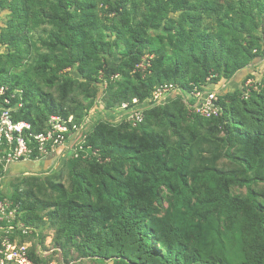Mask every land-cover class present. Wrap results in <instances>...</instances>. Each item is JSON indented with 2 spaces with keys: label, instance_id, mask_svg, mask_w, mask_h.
<instances>
[{
  "label": "trees",
  "instance_id": "obj_1",
  "mask_svg": "<svg viewBox=\"0 0 264 264\" xmlns=\"http://www.w3.org/2000/svg\"><path fill=\"white\" fill-rule=\"evenodd\" d=\"M41 1L51 10L44 14L53 24L51 51L33 67V71L43 76L47 84L53 85L58 80V72L72 67L77 68L81 79H64L60 85L61 95L58 102L51 95L41 93L51 116L64 119L73 117L74 123L77 124L83 123L85 115L91 110L100 94L107 97L108 108L117 103L132 102L133 99L144 102L151 97L154 89L162 84H178L183 91L190 92L193 85H203L208 80L211 85H216L223 76L231 80L238 69L247 70L249 66L255 69L264 61V41L260 40L257 44H253L254 35L251 34L249 27L246 28L244 22L242 27L246 31L245 34H250L251 40L238 45L241 50L239 53H236V48L233 46L238 40L234 38L230 40L227 35L217 34L218 41L215 35H211L214 36L211 38L218 42L216 45H212L211 41L205 38L202 40L197 37L201 31L203 15L221 13L210 0H114V2L101 0L108 6L105 20H109L108 15L115 14L114 19L111 20L112 27L107 29L103 26L102 16L96 12L97 0ZM248 1L250 10L264 12V0ZM23 2L26 11V0ZM1 5L3 0H0ZM143 6L145 11H141ZM241 6H245L244 1ZM170 13H180V16L178 19L169 18ZM152 15V23L157 22L159 27L164 22L166 29L170 31L169 44L172 47L190 45L191 48L199 46L198 48L202 49L203 53L200 57L206 68L203 76L196 71L188 77V70L182 71V67L185 66L183 61L176 63L173 70L174 64L169 63L165 50L149 39L126 43V48L118 53L119 59L113 67H108L105 61L101 62V58L113 57L112 52L107 51V47L110 46L106 41L107 30L114 34L117 33V26H121L123 32L140 31L149 26ZM138 17H141V20H136ZM175 35L178 41H174ZM157 41L164 45L163 37H157ZM218 45L226 46L231 52L230 57H235L234 62L227 61L222 76L217 68L218 65L216 68L212 65L217 55L214 49L219 47ZM115 47L117 48L118 44L115 43ZM146 55L152 57L151 67L148 69L150 73L143 77L136 72V66ZM52 64L56 65L54 69L56 73L49 77L51 73H48V70L53 69ZM3 71L0 69V75ZM101 73L104 75L100 79ZM113 76H118V79L111 80ZM138 85L144 88L142 92ZM0 86H8L11 91H23L21 100L23 106L19 109L21 117L16 121H28L34 125L33 121L26 119V100L32 88L31 82L25 79L14 84L12 79L6 78V81L0 82ZM19 101L20 98L16 97L13 99V104L16 105ZM220 105L221 115L211 119L190 116L181 97L165 106L147 109L145 120L138 127L142 129L144 137L153 142L156 150L161 149L157 119L160 115L168 117L174 133L179 137V156L172 157L169 161H161L157 171H150L148 167L142 165V173H134L131 176L133 184L143 194L132 193L129 187H123L120 191H110L107 188V214H103V211L91 205L79 204L74 199V196L85 193L84 183L77 186L73 195L69 196L66 190L53 184L50 185L51 190L39 187L36 191L37 178H26L23 189H17L15 194V201L21 205L23 211L27 212L26 222L29 224L41 222L43 217L40 214L47 212L52 220L60 223L62 230L71 240L84 221L103 222L112 212L113 222L109 232L85 233L81 248L83 257L105 261L120 260L128 264H230L219 250L215 252L211 248L210 251L203 252L198 247H188L181 233V225H175L174 221L165 224L167 230L162 232L158 239L154 238L153 230L145 226L154 213V201L158 199L162 188H166L173 195L174 218L183 206H187V214L190 216L197 212H211L228 195V183L220 182L215 170H207L202 175L197 174L195 179V182L205 185L203 198L193 206L189 205L192 189L187 173L192 164V145L198 140L195 124L218 123L230 137L264 139V78L257 85V89L251 88L247 99L240 88L230 87V90L221 96ZM30 107L31 104L28 108ZM102 127L108 129L106 126L96 127L87 139L86 145L96 143V138L102 136ZM34 155L38 156V153L35 152ZM248 196L254 208L262 210L252 191ZM260 219L264 224V213L258 215L256 212H250L246 227H255ZM212 222L209 215L198 230V239L203 240L204 243L207 242L208 235L214 232ZM242 254L241 264H264V229L262 234L243 247ZM34 261L40 263L36 258Z\"/></svg>",
  "mask_w": 264,
  "mask_h": 264
},
{
  "label": "rangeland",
  "instance_id": "obj_2",
  "mask_svg": "<svg viewBox=\"0 0 264 264\" xmlns=\"http://www.w3.org/2000/svg\"><path fill=\"white\" fill-rule=\"evenodd\" d=\"M23 1L25 0H3V5L0 6V69L4 70L0 75V82L6 81V78L12 79L14 84L25 79L31 82L32 88L26 100V119L35 123L31 124L32 128L35 134H39L47 131L52 117H58L49 114L48 106L44 103L41 93L51 95L58 102L63 80L81 79V75L76 67L68 68L58 72V80L53 85H49L44 81L43 76L33 71V67L51 51L53 24L44 15L51 11L44 2L26 0L25 11ZM97 1L96 12L102 16L103 26L106 29L112 27L111 20L114 19L115 14L108 15L109 20H105L107 18L105 11L108 6L101 0ZM110 1L114 2V0ZM210 1L221 13L220 15L216 12L211 13L210 16L203 15L201 31L197 37L202 40L205 38L211 41L212 45H216L217 34L227 35L230 40L231 38L238 40L233 43V46L236 48V53H239L241 50L238 45L251 40L250 34H245L246 31L242 27L244 22L246 28L249 27L251 34L254 35L253 44H257L260 40L264 41V12L250 10L248 0ZM242 1L245 6H241ZM28 6L32 7L28 9ZM144 9L145 6L141 7V11H145ZM179 16L180 13H170L168 17L178 19ZM152 18L153 15L148 23L149 26L140 31L123 32L121 26H117V33L114 34L107 30L106 41L110 44L107 51L112 52L113 57L101 58V62L105 61L108 67H113L119 59L118 53L126 48V43L149 39L165 50L169 63L174 64L173 70L176 63L183 61L185 66L182 67V71L188 70V77L196 71L203 76L206 68L200 57L203 53L202 49L198 48L199 46L191 48L190 45L189 47L187 45L172 47L169 44L171 33L166 29L164 22L157 27V22L152 23ZM136 20H141V17ZM211 35H215L217 41ZM159 36L164 38V45L158 43ZM174 41H178L176 35ZM115 43L118 44L117 48ZM218 46L214 49L217 55L212 65L215 68L218 65L217 68L222 76L227 61L234 62L235 57H230L231 52L226 46ZM263 63L264 61L255 69L251 66L247 67V70L238 69L231 80L223 76L220 82L210 85V88L222 91L226 89L223 91L225 93L230 90V87L236 86L242 92L250 94L251 88L257 89V85L264 78ZM52 67L53 69L48 70V73H51L49 77L56 73L54 71L56 65L52 64ZM103 75L104 73L100 74V79ZM112 79H115V76ZM139 88L141 92L144 89L141 86ZM106 102L107 97L100 94L91 110L85 115L83 122L87 119L89 122L84 132L86 138L83 140V150L64 152L56 149L49 150L45 154L38 153V156L33 155L32 160L36 161L50 157L55 151H61L55 156L52 165L32 171L26 176L16 171L14 165L10 166L7 172H4L0 165V202L8 203L4 207V215L0 212V216L4 218L0 224V261L7 263L5 258L7 247L4 244L8 241L12 248H26V258L30 264H128L120 260L105 261L81 255L85 233L87 231L91 234L109 232L113 222L112 212L103 222L84 221L70 240L60 223L52 220L47 212L40 214L43 217L41 222L27 223L25 219L27 212L23 211L21 205L15 201L16 190L23 189L26 178H37L36 191L39 187L51 190L50 185L53 184L66 190L69 196L73 195L77 186L84 183L85 193L74 196V199L79 204L91 205L103 211V214H107L108 189L120 191L123 187H129L132 193L143 194L133 184L131 176L134 173H142V165L148 167L150 171H157L161 161H169L172 157L179 156V137L174 133L168 117L158 116L157 130L162 147L156 150L153 142L144 137L142 129L120 118L121 104L117 103L108 108ZM30 104L31 107L28 108ZM20 108L17 107L13 111L15 121L21 117ZM99 126H106L108 129L102 127V136L96 138V143L86 145L87 139ZM194 126L197 129L198 140L192 145V164L187 173L192 189L189 205L193 206L203 198L206 191L205 185L195 182V179L197 174L202 175L207 170H215L220 182L228 183V195L211 212H197L190 216L187 214V206H183L174 218L173 195L166 188H162L158 199L154 201V213L145 226L153 230L154 238L158 239L162 232L167 230L165 224L174 221L175 225H181V233L188 247H198L203 252L210 251L211 248L215 252L219 250L230 264H241L243 247L262 234L264 229L262 219L255 227H246L250 212H256L258 215L264 213V139L230 137L218 123ZM250 191L255 195L262 210L254 208L248 196ZM209 215L213 220L211 226L214 232L208 235L207 242L204 243L203 240L198 239V230ZM34 258L40 263H36Z\"/></svg>",
  "mask_w": 264,
  "mask_h": 264
},
{
  "label": "built area",
  "instance_id": "obj_3",
  "mask_svg": "<svg viewBox=\"0 0 264 264\" xmlns=\"http://www.w3.org/2000/svg\"><path fill=\"white\" fill-rule=\"evenodd\" d=\"M150 59L146 55L136 66V72L145 77L151 67ZM118 78V76H115ZM250 84V83H249ZM248 84V86H249ZM210 81L203 85H193L190 92L174 83H165L154 89L151 97L140 102L133 99L132 102H124L120 105V118L125 122H131L135 127H139L145 120V111L151 107L165 106L174 99L181 97L189 111L190 116H199L205 119L219 117L222 113L220 98L223 91L210 88ZM255 88V87H254ZM245 98L249 97V92L244 93ZM20 98L18 103L13 104V99ZM22 90L11 91L8 86H0V165L4 172L10 166L31 162L35 152L47 153L49 150H62L64 152H77L83 150L84 132L87 128V119L82 124L74 123L73 117L64 119L62 117H52L49 121L47 131L35 134L30 123L15 121L13 111L17 107H22ZM21 103V104H20ZM7 202H0V212L4 215V207ZM4 218L0 216V224ZM7 247L5 258L7 263L0 261V264H30L26 258V248H12L10 242L4 244Z\"/></svg>",
  "mask_w": 264,
  "mask_h": 264
},
{
  "label": "crops",
  "instance_id": "obj_4",
  "mask_svg": "<svg viewBox=\"0 0 264 264\" xmlns=\"http://www.w3.org/2000/svg\"><path fill=\"white\" fill-rule=\"evenodd\" d=\"M61 151H55L54 154H52L50 157H46L44 159H39L36 161H31L28 163H20V164H16L14 166L15 170L23 173L24 176H26V174L31 173L32 171H38L41 170L43 168H47L48 165H52V163L55 160V156L58 155Z\"/></svg>",
  "mask_w": 264,
  "mask_h": 264
}]
</instances>
